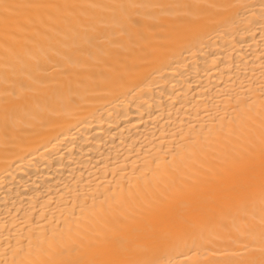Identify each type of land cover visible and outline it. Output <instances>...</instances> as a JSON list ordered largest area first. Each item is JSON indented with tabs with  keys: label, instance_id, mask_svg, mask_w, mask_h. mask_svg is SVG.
Segmentation results:
<instances>
[{
	"label": "bare ground",
	"instance_id": "6f19581e",
	"mask_svg": "<svg viewBox=\"0 0 264 264\" xmlns=\"http://www.w3.org/2000/svg\"><path fill=\"white\" fill-rule=\"evenodd\" d=\"M0 264H264V0H0Z\"/></svg>",
	"mask_w": 264,
	"mask_h": 264
}]
</instances>
